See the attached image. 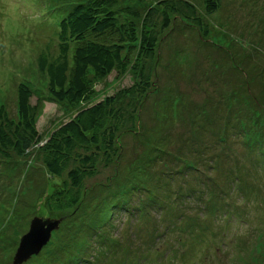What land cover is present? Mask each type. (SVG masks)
I'll return each instance as SVG.
<instances>
[{
	"label": "rangeland",
	"instance_id": "374dc122",
	"mask_svg": "<svg viewBox=\"0 0 264 264\" xmlns=\"http://www.w3.org/2000/svg\"><path fill=\"white\" fill-rule=\"evenodd\" d=\"M75 1L0 0V108L17 123L18 87L28 82L42 141L81 107L140 80L137 41L124 45L127 68L96 80L89 102L52 96L37 59L57 54L59 21ZM118 1L139 10L120 15L138 28L156 2ZM193 2L207 34L182 18L159 34L154 58L140 63L151 80L135 126L118 132L121 163L86 181L85 203L47 210L61 180L41 144L28 156L0 154V264H13L36 216L65 218L22 264H264V0H218L212 12ZM198 213L212 226L194 223Z\"/></svg>",
	"mask_w": 264,
	"mask_h": 264
},
{
	"label": "trees",
	"instance_id": "16d2710c",
	"mask_svg": "<svg viewBox=\"0 0 264 264\" xmlns=\"http://www.w3.org/2000/svg\"><path fill=\"white\" fill-rule=\"evenodd\" d=\"M204 1L210 12L218 8V0ZM121 13L141 17L136 7H119L118 0L73 2L58 24L57 54L49 49L42 51L38 67L47 76L52 96L78 107L90 101L96 80L105 78L115 68L123 71L127 68L128 62L122 56L124 45L138 41L133 65L140 79L138 83L81 107L46 141H42L36 126V109L31 104L33 90L28 82H21L18 87L17 123L5 116L3 106L0 108V118L6 120L0 126V154L7 158L12 150L18 156H28L35 144H41L40 154L48 172L61 180L46 197L49 212L64 213L85 203L86 181L99 173L100 166H111L114 160L121 163L116 160L121 157L118 132L135 126L136 106L150 87V73L140 63L154 58L158 36L172 24L173 18L189 21L207 34V24L193 0H156L148 7L139 28L134 20L122 19ZM109 33L111 38L107 37ZM202 216L198 213L197 218H192L194 223L205 228L212 226L209 224L212 221L205 223ZM188 235L193 240L196 237V233Z\"/></svg>",
	"mask_w": 264,
	"mask_h": 264
},
{
	"label": "water",
	"instance_id": "95a60500",
	"mask_svg": "<svg viewBox=\"0 0 264 264\" xmlns=\"http://www.w3.org/2000/svg\"><path fill=\"white\" fill-rule=\"evenodd\" d=\"M63 218H49L36 216L32 221L29 231L22 237L14 256L13 264H22L33 254L40 252L42 247L50 240L52 232L58 229Z\"/></svg>",
	"mask_w": 264,
	"mask_h": 264
}]
</instances>
